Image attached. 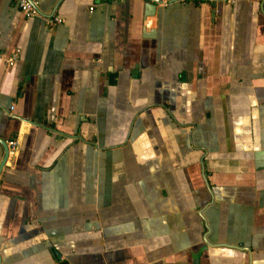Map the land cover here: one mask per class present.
<instances>
[{"label":"crops","instance_id":"1","mask_svg":"<svg viewBox=\"0 0 264 264\" xmlns=\"http://www.w3.org/2000/svg\"><path fill=\"white\" fill-rule=\"evenodd\" d=\"M34 1L0 0V264H264V0Z\"/></svg>","mask_w":264,"mask_h":264},{"label":"built area","instance_id":"2","mask_svg":"<svg viewBox=\"0 0 264 264\" xmlns=\"http://www.w3.org/2000/svg\"><path fill=\"white\" fill-rule=\"evenodd\" d=\"M16 7L22 12V14L26 17L31 16H38L40 15L39 9L37 7V4L34 0H13ZM92 9V7H90ZM47 26H53L55 24H58L62 21V18L60 16H44L43 17ZM18 58V51H15L10 57L6 58V62L9 65H12L15 60ZM7 147H8V155L14 154L17 151L18 148V140L16 138L9 139L7 141Z\"/></svg>","mask_w":264,"mask_h":264},{"label":"water","instance_id":"3","mask_svg":"<svg viewBox=\"0 0 264 264\" xmlns=\"http://www.w3.org/2000/svg\"><path fill=\"white\" fill-rule=\"evenodd\" d=\"M154 1H156V0H154ZM154 7H155V6H154L153 3H151V2H147L146 8H148L149 10L151 9V11H149V12H147V13H148V14L153 13L152 9H153ZM7 156H8V147L5 145V146H4V158H3V160H2V164H1V165H3V163L5 162Z\"/></svg>","mask_w":264,"mask_h":264}]
</instances>
